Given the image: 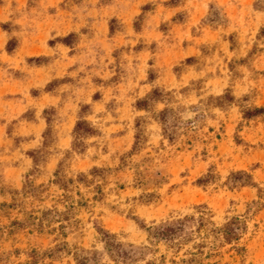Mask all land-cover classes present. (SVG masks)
<instances>
[{
	"label": "rangeland",
	"instance_id": "rangeland-1",
	"mask_svg": "<svg viewBox=\"0 0 264 264\" xmlns=\"http://www.w3.org/2000/svg\"><path fill=\"white\" fill-rule=\"evenodd\" d=\"M261 109L258 0H0V264H264ZM187 216L191 240L150 236Z\"/></svg>",
	"mask_w": 264,
	"mask_h": 264
},
{
	"label": "trees",
	"instance_id": "trees-1",
	"mask_svg": "<svg viewBox=\"0 0 264 264\" xmlns=\"http://www.w3.org/2000/svg\"><path fill=\"white\" fill-rule=\"evenodd\" d=\"M258 4L261 8H264V0H258ZM214 21V20H210ZM8 51H12V43H9L8 45ZM156 94V93H155ZM154 96V95H153ZM233 99V98H232ZM140 104H145L146 101L139 102ZM258 112L264 111L263 109L257 110ZM168 114V111L165 110L161 112V119L163 123H166V115ZM249 117V116H247ZM95 134V130L90 126V124L85 120H79L77 122L76 128H75V144L74 148L75 150H82L84 146V139L88 136H92ZM37 160L35 159V162ZM103 170L94 168L90 175L93 177H96L101 173ZM235 175H241L245 178V181L243 184H251V176L244 174V173H236ZM88 176L86 174H80L78 176V182H87ZM59 186H61L63 189H67L68 183H71V181H66L64 178H58L56 182ZM198 223V228L202 229L206 227V219L204 217H201L198 219V221L194 217H184L182 219H177L171 222H165L160 224L159 226L155 227L154 229L148 230L149 234L152 238L156 240H164L170 244L173 245H180L183 244L186 241L191 240L190 233L188 232L190 230V227L194 223ZM99 232L103 234L104 241L106 243L107 250L112 258H114L116 261H122L125 263H132L135 262L138 258L140 259V256L144 252L145 248H133L131 246V249H124L122 245L116 243L114 240H112V236L106 232L105 230L98 228ZM243 230V226L239 220V218H233L231 221L227 222L225 225H223L219 229L212 230L213 233L219 234L225 243L232 244L235 241H238L240 239V232ZM176 241H178L176 243ZM86 260H78V264H86Z\"/></svg>",
	"mask_w": 264,
	"mask_h": 264
}]
</instances>
